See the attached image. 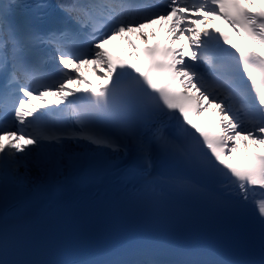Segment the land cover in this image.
<instances>
[{
    "label": "snow or ice",
    "instance_id": "1",
    "mask_svg": "<svg viewBox=\"0 0 264 264\" xmlns=\"http://www.w3.org/2000/svg\"><path fill=\"white\" fill-rule=\"evenodd\" d=\"M256 4L259 7L253 10ZM60 7L82 27L90 25L91 31L83 43H62L52 35L54 75L24 62L14 29L7 16L0 15V66H8L10 54L12 62V86L0 91V160L62 158L69 143L80 142L111 150L115 160L134 151L127 160L130 172L143 171L157 156L185 158L215 178L229 195L254 201L264 227V0H165L135 10L116 0H93ZM213 18L257 47L246 49L229 33L207 27ZM157 22H166V45L147 43L149 33L143 29ZM197 23L205 27L197 30ZM131 33L145 42L140 53H130L140 60L139 67L113 58L105 48L122 37L135 49L126 35ZM181 37L187 40L188 55ZM88 64L108 83L98 89L69 88L88 83L79 75L80 66ZM48 94L58 97L55 105L33 103ZM213 105L217 119L204 127L189 118ZM65 113L67 119L61 123L47 119ZM144 115L154 118L147 130L139 126ZM237 141L245 142V147L251 141L260 150L230 162ZM258 264H264V252Z\"/></svg>",
    "mask_w": 264,
    "mask_h": 264
},
{
    "label": "bare ground",
    "instance_id": "2",
    "mask_svg": "<svg viewBox=\"0 0 264 264\" xmlns=\"http://www.w3.org/2000/svg\"><path fill=\"white\" fill-rule=\"evenodd\" d=\"M195 27L197 30H200L203 27V25L197 23ZM165 29H166V22H157L155 24L147 26L146 28L143 29V31L149 33L148 40L154 38H162L169 42V40L167 39V33ZM152 33H155V35L153 36ZM126 35L128 36V39H130L131 42L136 45L135 49L129 46L127 39L118 37L105 46L107 51L117 52L118 54L124 57H132L130 53H132L133 51L137 52V48H139L140 44H143L145 42L139 39L136 33L126 34ZM180 43L183 44L184 46L185 55H188L189 50L186 49L188 46L187 40L181 37ZM176 46L177 45H173V47ZM95 67L100 72L104 71L103 67L99 65H96ZM93 68L94 66H90V64L81 65L79 75L83 77L85 81H88V83L69 84L68 87L72 89L79 88L84 90L88 86L101 81L102 79L98 78L96 73L93 71ZM62 95H67V94L63 93ZM57 100H58L57 96L48 94L44 97L43 101L33 100V103L41 107H47L50 106V104L55 105ZM207 113H217L215 106L213 105L208 108H205L200 113V115L204 116ZM19 143H24V141H20ZM83 150H91L94 152L102 153L110 163H113L115 161V159L112 158L111 150H107V149L96 150L93 146L88 145L85 142L69 143L67 145V151L62 158L53 159L49 157L47 159H42V160H37L33 158L29 161H19V162H13L10 160L9 161L0 160V180L5 179V177H9V178H13L16 181L22 182L24 185L28 187H32V188L37 187L39 179L43 177V174L47 168L56 165V167L59 170H62L64 168V165L67 163L68 158L71 155H76ZM259 150H260V146L252 145L251 141H247V147H245V142L237 141V151L236 153H234L231 160H235L241 157V155H243L246 151L258 152Z\"/></svg>",
    "mask_w": 264,
    "mask_h": 264
}]
</instances>
